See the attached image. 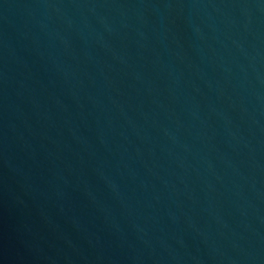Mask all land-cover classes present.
I'll use <instances>...</instances> for the list:
<instances>
[{
	"label": "water",
	"instance_id": "water-1",
	"mask_svg": "<svg viewBox=\"0 0 264 264\" xmlns=\"http://www.w3.org/2000/svg\"><path fill=\"white\" fill-rule=\"evenodd\" d=\"M0 264H264V0H0Z\"/></svg>",
	"mask_w": 264,
	"mask_h": 264
}]
</instances>
